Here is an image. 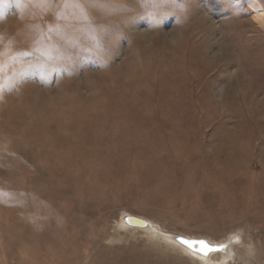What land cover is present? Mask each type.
I'll use <instances>...</instances> for the list:
<instances>
[{
  "label": "rangeland",
  "instance_id": "obj_1",
  "mask_svg": "<svg viewBox=\"0 0 264 264\" xmlns=\"http://www.w3.org/2000/svg\"><path fill=\"white\" fill-rule=\"evenodd\" d=\"M0 264H264V0H0Z\"/></svg>",
  "mask_w": 264,
  "mask_h": 264
},
{
  "label": "water",
  "instance_id": "obj_2",
  "mask_svg": "<svg viewBox=\"0 0 264 264\" xmlns=\"http://www.w3.org/2000/svg\"><path fill=\"white\" fill-rule=\"evenodd\" d=\"M125 220L128 223H130L131 225L144 226V225L149 224L148 221H146L145 219L138 218V217H131L130 216V217H127ZM175 237H177V239H179V241H181L182 243H184V241H187L188 243H184L185 245H187L190 248L199 250L200 252H203V253H207L208 250L204 247L203 244H200L199 241H207V243L209 245H212L213 247H220V248H222V250L221 251H215V252H222L223 253L228 248L230 241L236 240L235 238H232V240L226 241L224 243H214V242H211L210 240L205 239V238L186 237V236H181V235H175Z\"/></svg>",
  "mask_w": 264,
  "mask_h": 264
},
{
  "label": "snow or ice",
  "instance_id": "obj_3",
  "mask_svg": "<svg viewBox=\"0 0 264 264\" xmlns=\"http://www.w3.org/2000/svg\"><path fill=\"white\" fill-rule=\"evenodd\" d=\"M77 7H82V6L79 5V4H77ZM25 54L26 53H17L13 57H11L10 59L13 60V61H17L20 56L25 55ZM41 56L44 58L45 62L40 63V64L35 65V66H38L41 69H46V70H48L50 72L56 71L58 62L61 59H63V57L60 56L59 54L53 55L52 52L49 51V50H47V49H42L41 50ZM47 61H52V63H47ZM24 70L25 69H21V71H24ZM184 243H188V242L187 241H184ZM199 243L200 244H203L204 247L208 250V252H211V251H221L222 250V248H220V247H213L212 245H209L207 243V241H199ZM205 254H207V253H205Z\"/></svg>",
  "mask_w": 264,
  "mask_h": 264
},
{
  "label": "bare ground",
  "instance_id": "obj_4",
  "mask_svg": "<svg viewBox=\"0 0 264 264\" xmlns=\"http://www.w3.org/2000/svg\"><path fill=\"white\" fill-rule=\"evenodd\" d=\"M148 226H152L153 228H155V226L156 225H154V224H152L151 222H149V224H147ZM139 226V225H138ZM145 226V225H144ZM142 227V226H141ZM171 238V237H170ZM174 239L175 238H177V237H173ZM175 240H177V239H175ZM179 240V239H178ZM177 240V241H178ZM179 243H181L184 247H186V248H188V249H190L191 251H193V252H195V253H198L199 255L201 254V256H203L202 258H204V259H209V256L212 254V253H214L215 251H211V252H207V254H205V253H203V252H200L199 250H196V249H193V248H190V247H188L187 245H185L184 243H182L181 241H178ZM226 251H228L227 249H226ZM224 252V253H227V252Z\"/></svg>",
  "mask_w": 264,
  "mask_h": 264
}]
</instances>
